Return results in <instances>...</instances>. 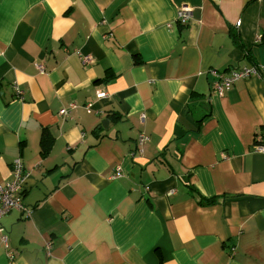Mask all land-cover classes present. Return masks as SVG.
Masks as SVG:
<instances>
[{"label":"crops","instance_id":"obj_1","mask_svg":"<svg viewBox=\"0 0 264 264\" xmlns=\"http://www.w3.org/2000/svg\"><path fill=\"white\" fill-rule=\"evenodd\" d=\"M253 67L264 0H0V264H264V78L211 88Z\"/></svg>","mask_w":264,"mask_h":264},{"label":"built area","instance_id":"obj_2","mask_svg":"<svg viewBox=\"0 0 264 264\" xmlns=\"http://www.w3.org/2000/svg\"><path fill=\"white\" fill-rule=\"evenodd\" d=\"M191 17V9L188 6H181L176 12V20L181 24H186ZM89 59L83 58V65H87ZM40 70H43L42 66H38ZM250 77H257L259 79L264 78V67L260 68H244V69H230L227 73L216 74V80L212 84V92L218 96H222L224 93L231 90L234 84L239 80H244ZM105 94H99V97H103ZM75 106L70 105L67 109L59 111V115L67 116L69 110H72ZM261 140V136L258 137ZM144 138L140 139V144L144 142ZM257 152H264V148L258 146ZM119 170L116 171L115 177H120ZM25 173L22 162L18 159L15 160L12 166L10 180L4 185L0 186V219L12 211H19L21 213H27L25 207L22 204V191L25 183ZM0 243L7 247V236H0ZM46 251L49 252L50 244L46 245Z\"/></svg>","mask_w":264,"mask_h":264},{"label":"trees","instance_id":"obj_3","mask_svg":"<svg viewBox=\"0 0 264 264\" xmlns=\"http://www.w3.org/2000/svg\"><path fill=\"white\" fill-rule=\"evenodd\" d=\"M51 141H52V139L50 138V136H48L47 133L43 132V134L41 136V140H40L41 152L43 154H46L50 150V147L52 145Z\"/></svg>","mask_w":264,"mask_h":264},{"label":"water","instance_id":"obj_4","mask_svg":"<svg viewBox=\"0 0 264 264\" xmlns=\"http://www.w3.org/2000/svg\"><path fill=\"white\" fill-rule=\"evenodd\" d=\"M106 124H107V122H106Z\"/></svg>","mask_w":264,"mask_h":264}]
</instances>
